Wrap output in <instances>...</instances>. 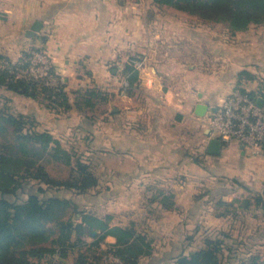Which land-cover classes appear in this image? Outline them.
Here are the masks:
<instances>
[{"label":"crops","instance_id":"crops-1","mask_svg":"<svg viewBox=\"0 0 264 264\" xmlns=\"http://www.w3.org/2000/svg\"><path fill=\"white\" fill-rule=\"evenodd\" d=\"M36 23L41 30L29 37ZM36 47H45L66 80L70 108L50 109L42 99L6 88H0V107L33 118L38 131L87 160L98 180L86 194L61 189L48 190L50 196L74 199L101 219L109 216L111 226L164 233L161 249L140 264L175 263L188 251L184 236L202 248L220 232L239 248L231 262L248 264L256 256L264 264V212L251 207L231 214L216 206L220 199L264 192V155L237 141L210 154L207 123L236 88L264 92V24L231 33L222 23L154 0H0V57L16 62ZM131 58L143 63L139 82L120 96ZM90 89L107 97L87 106L79 94ZM199 105L209 110L200 114ZM116 244L107 236L101 250ZM73 253L79 256L71 251L42 263L66 264Z\"/></svg>","mask_w":264,"mask_h":264},{"label":"trees","instance_id":"trees-1","mask_svg":"<svg viewBox=\"0 0 264 264\" xmlns=\"http://www.w3.org/2000/svg\"><path fill=\"white\" fill-rule=\"evenodd\" d=\"M160 6H170L195 15L206 21L224 24L231 33L246 31L251 25L264 24V0H154ZM37 48V47H36ZM28 57L24 53L20 62ZM2 60L7 58L0 57ZM130 93L139 82V72L126 65ZM0 88L46 102L50 109H69L66 89L57 91L44 80L18 79L0 65ZM255 95L254 93H250ZM88 106L93 99L103 97V92L90 89L79 94ZM33 118L14 115L0 107V135L12 133L15 145L0 144V264H43L42 260L59 254L67 257L71 251L79 250L77 264L89 263L87 253L97 252V260L103 254H113L121 264H140L144 256L151 255L152 241L144 233L132 228L111 226V217L103 219L86 212L74 199L47 196L48 190L67 189L75 194H86L98 185L92 167L74 150L67 149L48 132L36 129ZM44 158L61 162L71 168L66 180L53 178L40 165ZM36 180L48 189L40 187L26 199L18 197L29 181ZM16 196L12 201L8 198ZM218 209L235 214L238 208L250 210L256 207L264 212V192L249 198H234L232 201L218 200ZM107 236L117 238V244L109 251L101 250ZM87 238L93 241L88 243ZM227 233H215L205 239V246L183 252L174 264H223V260L237 259L239 248L231 242ZM85 251H83V249ZM116 264V263H113ZM248 264H261L253 256Z\"/></svg>","mask_w":264,"mask_h":264},{"label":"built area","instance_id":"built-area-1","mask_svg":"<svg viewBox=\"0 0 264 264\" xmlns=\"http://www.w3.org/2000/svg\"><path fill=\"white\" fill-rule=\"evenodd\" d=\"M28 57L23 61L12 62L0 59V65L18 79L44 80L46 85L57 91L66 89V80L55 69L51 56L45 47H37L27 51ZM127 64L140 70L143 66L138 58H131ZM130 83L123 84L121 95L127 94ZM251 95L241 88H236L208 119L210 138H218L222 142L237 141L255 156L264 155V106L258 100L264 96ZM106 260L121 264L122 261L113 254H107Z\"/></svg>","mask_w":264,"mask_h":264},{"label":"rangeland","instance_id":"rangeland-1","mask_svg":"<svg viewBox=\"0 0 264 264\" xmlns=\"http://www.w3.org/2000/svg\"><path fill=\"white\" fill-rule=\"evenodd\" d=\"M24 55V54H23ZM23 55H22V57H23ZM22 57L19 59V60H21L22 59ZM19 60L18 61H16V62H19ZM122 85L123 84H121V86H120V88H119V91H118V93H119V95L121 96V91H122ZM66 91V90H65ZM103 95L105 96L106 95V97H107V92L106 91H104L103 92ZM0 144H3V145H12V147H13V145H15V139H14V137L12 136V133H11V131H10V133H7V134H5V135H0ZM40 165H42L44 168H45V170L50 174V175H52V177L53 178H55V179H57V180H66V179H68L69 177H70V174H71V168L70 167H68V166H66V165H64V164H62V163H56V162H54V161H52L51 159H48V158H44L41 162H40ZM33 184H34V186H33ZM36 183L35 182H31L30 181V183L29 184H27L26 186H25V188H24V190L23 191H19L18 192V197L20 198L19 200L21 201V199H26L27 197H28V195L29 194H31V193H38V190H39V187L38 186H36L35 185ZM51 193V192H50ZM51 194H49V192H48V194H47V196H50ZM8 198L9 199H11L12 201H15L16 200V196H10V195H8ZM77 202V201H76ZM79 203V202H78ZM80 204V206H81V203H79ZM164 233H154V235H152V234H150V233H147V237H148V240H150V241H152V247H153V249H155L156 250V252L158 251V250H160L161 248H158V246L157 245H160V243H162V241L160 240V238H165L164 236H162ZM186 235H188V234H186ZM184 240H186V241H184V243H183V246L182 247H186L187 249L186 250H188L187 251V253H190V252H193V251H196V250H198V249H200L201 248V245H199V242L200 241H197V242H190L189 241V239H187V237L186 236H184ZM198 240H201L200 238H198ZM156 248H155V247ZM104 251H109V249H107L106 250V248L105 249H103ZM181 250V249H180ZM75 251H77V250H75ZM74 252V251H73ZM162 252L163 251H159L158 253H157V255L155 256V257H157L158 259L160 258V257H162L163 255H162ZM176 253H178V252H175L173 255H175ZM152 254V253H151ZM87 255H88V257H89V263H93L94 264V262L93 261H96V257H98L100 254L99 253H97V252H91L90 254L89 253H87ZM106 253L105 254H103L102 255V261L104 262V258L106 257ZM73 256H74V258H73ZM263 256H264V254H263ZM77 257L78 256H76V253H73V254H70V256H69V259L67 260V262H66V264H73V261L75 260V262H76V259H77ZM146 262H145V264H148L149 262V260H145ZM171 262H173V261H171V260H169V264H174V262L173 263H171ZM105 263V262H104ZM57 264V263H56ZM150 264V263H149ZM165 264V263H164ZM223 264H240V263H234V261H232V262H229V260H226V259H224L223 260Z\"/></svg>","mask_w":264,"mask_h":264},{"label":"water","instance_id":"water-1","mask_svg":"<svg viewBox=\"0 0 264 264\" xmlns=\"http://www.w3.org/2000/svg\"><path fill=\"white\" fill-rule=\"evenodd\" d=\"M41 27H42L41 23H36L33 26L29 37L36 36L37 33L41 30ZM258 103L260 106H264V96L259 98ZM198 109L200 111L199 112L200 114H203L205 111L209 110V108L206 105H199ZM222 145H223V142L220 139L211 138L210 143H209V153L213 155L220 154Z\"/></svg>","mask_w":264,"mask_h":264}]
</instances>
